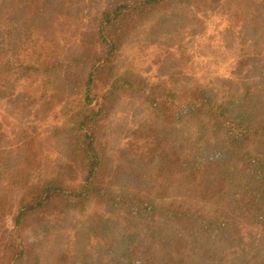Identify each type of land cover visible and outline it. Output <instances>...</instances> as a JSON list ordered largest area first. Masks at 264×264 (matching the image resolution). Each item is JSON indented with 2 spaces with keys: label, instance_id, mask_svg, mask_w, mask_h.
<instances>
[{
  "label": "trees",
  "instance_id": "trees-1",
  "mask_svg": "<svg viewBox=\"0 0 264 264\" xmlns=\"http://www.w3.org/2000/svg\"><path fill=\"white\" fill-rule=\"evenodd\" d=\"M250 1L260 7L244 52L256 66L220 59L194 84L196 60L174 52L192 0H102L88 13L93 0H0V78L29 100L33 119L1 132L0 182L24 195L14 227L36 210L79 217L93 204L81 241L102 245L84 243V255L80 242L60 246L81 229L66 223L54 237L11 241L0 264L26 247L29 264H264V0ZM70 39L78 51L62 58ZM49 120L61 153L49 179L34 182L33 125ZM153 180L175 198L156 201Z\"/></svg>",
  "mask_w": 264,
  "mask_h": 264
},
{
  "label": "rangeland",
  "instance_id": "rangeland-1",
  "mask_svg": "<svg viewBox=\"0 0 264 264\" xmlns=\"http://www.w3.org/2000/svg\"><path fill=\"white\" fill-rule=\"evenodd\" d=\"M102 0H93L91 6H87L85 12L88 13L90 9L98 8V4ZM250 0H238L237 7H227L223 3L217 8L211 3V0H192V17L187 15L185 21V28L178 26L179 32L177 33L174 45L175 53H182L186 56L185 62L190 63L193 59L196 60V77L193 83L203 79L207 74L208 70L215 67L216 64H225L224 62H219L220 59L224 61H233L241 57L240 60L245 65L256 64L248 61L249 59L245 57L244 48H248V44L244 42L245 35L250 37V30L248 28V23L255 18L253 14L255 8L260 7V2L255 1V4ZM252 9H247L246 13L242 14L246 7H251ZM84 4L80 6L82 8ZM243 48V50H242ZM76 44L70 39V43L66 45L62 51V58H68L77 52ZM234 57V58H232ZM220 65V67H222ZM186 73H192L190 67H186ZM214 74L213 71L210 72ZM185 80H179L178 86L183 87L185 85ZM13 82L9 79L0 78V149H1V132L3 124L11 123L17 127H20L29 122L32 119L31 110L32 106L29 100L20 95H14ZM97 99H92L90 103L95 105ZM121 119H126L121 117ZM38 128L39 137L37 142L35 141L34 147L35 151L40 152V170L38 172L30 168V178L34 182L48 180L51 173L52 167L54 168L55 158L60 155L61 150L58 143L54 140L53 130L56 126L55 122L49 120L47 123H39V125H33ZM14 160V159H13ZM13 164H16L13 161ZM44 164V167L41 165ZM69 187L73 185H78L79 180L74 182L69 179L67 182ZM153 191L152 196L156 201H162L167 203L175 198V190L172 187L166 186V184L161 183L160 180H153ZM24 199V195L21 191H14L11 187H7L3 182H0V199L3 203L1 205L2 218H0V254L9 256V247L11 241H36L42 233L48 232L53 235L57 229L63 230L66 223H71V225L80 227L75 231L70 233L66 232L65 236H59L56 241L60 242V246H64L63 241L69 243L67 248H72L73 243L80 242L81 255H84L88 248L85 246L84 241L82 243V235L86 233V223L89 221V216L93 209V204L89 205L85 210L81 211V216L75 217H65L61 212L60 208L52 211L51 208L36 210L35 212L29 213V215L24 219L21 226L18 228L14 227L13 215L14 210L18 207V203L21 199ZM185 204L189 207L194 208H205L212 210V205L201 204L198 201L189 200ZM76 236L74 239L73 237ZM89 235V242L95 243L94 247H102L101 244H96L100 240H93ZM52 237V240H53ZM30 241V242H31ZM10 243V244H9ZM33 247V246H32ZM34 249L31 247H26L24 253L20 260L16 264H29L32 261V255ZM88 254V253H87ZM72 255V254H71ZM46 264H51L50 259H45Z\"/></svg>",
  "mask_w": 264,
  "mask_h": 264
}]
</instances>
